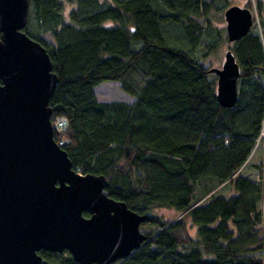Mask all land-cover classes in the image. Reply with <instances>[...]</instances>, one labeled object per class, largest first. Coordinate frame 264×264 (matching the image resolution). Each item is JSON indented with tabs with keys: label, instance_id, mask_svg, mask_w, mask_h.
I'll use <instances>...</instances> for the list:
<instances>
[{
	"label": "trees",
	"instance_id": "obj_1",
	"mask_svg": "<svg viewBox=\"0 0 264 264\" xmlns=\"http://www.w3.org/2000/svg\"><path fill=\"white\" fill-rule=\"evenodd\" d=\"M254 4L258 23L229 42L240 76L225 107L216 74L195 54L207 55L222 31L197 19L210 1L29 0L23 30L46 47L58 76L55 141L74 170L104 174L110 196L146 214L147 241L111 264H264V6ZM203 33L212 38L201 43ZM104 80H118L132 101L98 99ZM154 204L181 216L163 220ZM38 252L47 264H81L68 251Z\"/></svg>",
	"mask_w": 264,
	"mask_h": 264
},
{
	"label": "water",
	"instance_id": "obj_2",
	"mask_svg": "<svg viewBox=\"0 0 264 264\" xmlns=\"http://www.w3.org/2000/svg\"><path fill=\"white\" fill-rule=\"evenodd\" d=\"M29 0H0V264H47L40 249L81 264H111L141 247L146 214L110 196L104 174L74 170L53 137L50 98L58 82L44 45L24 30ZM227 41L245 35L248 6L224 9ZM216 98L231 107L240 67L227 48L211 66ZM87 211L89 215H84Z\"/></svg>",
	"mask_w": 264,
	"mask_h": 264
},
{
	"label": "rangeland",
	"instance_id": "obj_3",
	"mask_svg": "<svg viewBox=\"0 0 264 264\" xmlns=\"http://www.w3.org/2000/svg\"><path fill=\"white\" fill-rule=\"evenodd\" d=\"M107 1L111 2L112 0H107ZM208 1L211 2L212 6L209 8L207 15L205 16L203 15L201 17L198 16L197 19L205 21L206 18L208 17L209 20L211 21V24L215 26L216 29L218 28L222 29V31H220V35L218 36L217 44L207 55L205 56L202 55L203 50L200 49V47L199 49L195 51V54L198 57V59H200L203 62L204 65L220 67L224 60V53L226 49L229 48V42L227 41V33H226V28H225L226 21H225L224 13H223L226 6H222V5L226 1L227 2L226 4H238V5L248 6L252 10L253 17L255 18L257 23H258V20H257L258 12L254 4L255 0H208ZM261 1H262V5L264 6V0H261ZM71 6H72V3L66 2L64 11L67 12V10L70 9ZM107 22H110V21H107ZM175 29H176L175 26L171 25L166 30L170 31V30H175ZM41 35L44 37V39L48 43H54V38L52 34L48 32L46 33L42 32ZM165 36H166L167 43L182 46L177 43L179 39L178 37L173 36V34L166 33ZM211 38L212 37L207 36L206 33H203L201 43H205L207 40ZM138 45L139 43L136 44L135 46L137 47ZM94 92L96 94V97L100 100L117 99V100H124V101L130 100L131 101L134 98L132 95H130L124 89L121 88L120 82L118 80L101 81L94 86ZM260 150H261V146L258 148V151ZM250 171H251V174L253 175L255 174L253 173V171L255 170L251 169ZM226 189L228 190V188H225L224 191L227 194L228 192L226 191ZM230 194L231 193H228V195ZM150 213L154 216L160 217L161 219L167 220V221L181 216L174 207L155 205V204L152 206ZM184 219H185L187 233L194 236L196 233V226L191 222L189 217L184 216ZM140 228L142 230L149 229V227H147L146 224Z\"/></svg>",
	"mask_w": 264,
	"mask_h": 264
},
{
	"label": "built area",
	"instance_id": "obj_4",
	"mask_svg": "<svg viewBox=\"0 0 264 264\" xmlns=\"http://www.w3.org/2000/svg\"><path fill=\"white\" fill-rule=\"evenodd\" d=\"M56 120H57V124H58L59 126L63 125V119H62L61 117H58ZM79 173H80V172H79Z\"/></svg>",
	"mask_w": 264,
	"mask_h": 264
},
{
	"label": "crops",
	"instance_id": "obj_5",
	"mask_svg": "<svg viewBox=\"0 0 264 264\" xmlns=\"http://www.w3.org/2000/svg\"><path fill=\"white\" fill-rule=\"evenodd\" d=\"M131 101H132V100H131ZM128 102H130V100H129Z\"/></svg>",
	"mask_w": 264,
	"mask_h": 264
}]
</instances>
